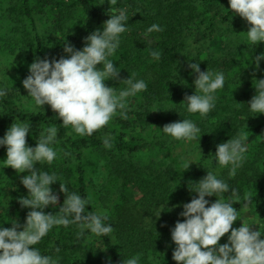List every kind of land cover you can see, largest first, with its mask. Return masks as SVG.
Listing matches in <instances>:
<instances>
[{
    "label": "trees",
    "instance_id": "1",
    "mask_svg": "<svg viewBox=\"0 0 264 264\" xmlns=\"http://www.w3.org/2000/svg\"><path fill=\"white\" fill-rule=\"evenodd\" d=\"M112 8L117 14L126 10L129 20L117 50L108 57L120 70L119 78L108 79L105 85L118 94L128 88L122 81L132 77L144 80L147 89L125 98L126 119L117 109L108 125L91 136H80L62 124L50 105L37 106L22 82L37 58H68L65 42L82 50L87 36L103 31ZM6 11L9 20L0 21V90L6 91L0 96V139L12 123L30 122L27 144L35 147L41 133L47 135L46 130L55 126L58 132L51 146L57 156L51 164L35 167L56 175L57 182L50 185L53 192L60 190V183L66 184L88 200L86 212L106 214L103 223L113 228L107 236L86 229L78 237L77 224L53 226L34 246L42 255L57 264H123L137 255L138 264H177L171 230L184 220L178 207L198 197L189 184L198 183L207 172L230 185L228 193L206 196L208 206L217 198L231 201L239 218L232 227L255 219L254 231L260 230L264 239V114L251 112L248 105L256 94L255 79H264V60L258 69L252 62L264 54V42L248 41L251 25L245 26L248 22L231 12L229 0H117L115 5L109 0H18ZM153 24L163 31L146 34ZM48 41H53L49 50ZM153 51L161 52L159 59L153 58ZM190 63L225 76L223 88L213 93L215 107L205 116L189 113L183 102L196 91L198 74ZM97 68L102 70L103 65ZM183 119L200 129L197 139H173L167 146L172 137L163 126ZM241 134L247 136V150L230 177L232 165L216 161L217 145ZM183 144L198 150L195 161L175 153L174 148ZM6 159L7 148L0 145V229L12 227L16 220L20 231L32 210L19 203L28 196L21 179L29 173L7 167ZM60 207L58 202L43 211L55 215ZM229 236L230 232L219 244L228 243Z\"/></svg>",
    "mask_w": 264,
    "mask_h": 264
},
{
    "label": "clouds",
    "instance_id": "2",
    "mask_svg": "<svg viewBox=\"0 0 264 264\" xmlns=\"http://www.w3.org/2000/svg\"><path fill=\"white\" fill-rule=\"evenodd\" d=\"M116 3L117 0H109L110 5ZM229 5L232 13L251 25L246 32L248 41L253 45L264 42V0H229ZM111 10L113 14L104 22L103 31L96 30L87 36L82 50H76L65 42L64 52L69 54L68 58H37L29 66L30 75L22 82L37 106L50 105L62 119V124L71 126L80 136H91L108 125L117 109L122 110L120 115L126 119V111H123L126 109L125 98L147 89L144 80L134 81L132 77L122 81L128 88L118 94L116 88L105 85L106 80L119 78L120 70L108 57L117 50L120 34L127 31L125 25L129 20L126 10L120 9L118 14L115 8ZM160 31L163 28L153 24L146 34ZM151 55L159 59L161 52L153 51ZM261 60H264V54L252 61L257 69ZM101 64L103 69L99 70L97 65ZM189 67L198 74L194 81L196 91L193 95H186L183 102L187 104L189 113L205 116L215 107L213 93L223 88L225 76L222 72L201 71L199 63H190ZM255 81L256 94L248 105L251 112L264 114V79ZM4 95L6 91L0 90V96ZM29 130L30 122L12 123L0 139V145L7 148L6 166L17 173H29L21 179L28 196L19 198V203L32 209L27 214L23 230L18 231L21 225L16 220L11 222L12 227L0 229V264H57L51 256L42 255L34 247L53 226L77 224L80 228L78 237L83 236L86 229L96 236H107L113 232L111 225L103 223L108 219L107 215L86 212L88 200L70 191L64 183H60V192L66 198L58 213L46 214L43 211L58 204L59 197L50 187L57 182V177L37 169L35 165L51 164L55 160L57 152L51 145L56 140L58 129L51 126L46 130L47 135L41 133L35 147L27 144ZM162 131L176 140L188 141L197 139L200 133L196 124L188 119L166 124ZM246 139V134H241L217 145L216 161L220 166L232 165L230 177L235 176L236 169L242 164L247 150ZM104 145L111 147L108 139L104 140ZM189 190L198 193V197L183 204L180 215L184 220H178L171 230V238L176 245L172 258L177 264H264V239H261L260 230L253 231L252 226L246 223L233 228V223L239 218L231 201L217 198L208 206L209 201L205 197L228 193V183L207 172L198 183L190 182ZM231 192L235 195V189L231 188ZM229 232V242L220 245L221 238ZM138 260L139 255L123 261V264H138Z\"/></svg>",
    "mask_w": 264,
    "mask_h": 264
},
{
    "label": "rangeland",
    "instance_id": "3",
    "mask_svg": "<svg viewBox=\"0 0 264 264\" xmlns=\"http://www.w3.org/2000/svg\"><path fill=\"white\" fill-rule=\"evenodd\" d=\"M18 0H0V21H2L1 19H6L7 21L9 20V17L7 16L8 15V12L6 11L7 10V8L10 6V5H12V4H15V2H17ZM5 20V21H6ZM246 21V20H245ZM247 22V21H246ZM245 24V26H248L249 24L248 23H244ZM49 43H48V50L49 49H51V47H52V43H53V41H48ZM257 44H259V42L257 43ZM256 44V45H257ZM249 123V122H248ZM174 138H171V139H169L168 140V144H167V146H172V140H173ZM166 140H167V138H166ZM171 144V145H170ZM183 146V148H184V151H182V147H179V148H174V151H175V153H180L181 155H186V157H188V159H190V160H192V161H195L196 160V158L198 157V150L197 149H195V147H192V146H190V144H183L182 145ZM182 152V153H181ZM171 154H174L173 153V151H172V153ZM195 159V160H194ZM60 189V188H59ZM54 192H55V194H57L58 195V197H59V200H58V202H59V204L61 205V206H63V202H64V200H65V198H66V196H65V194L64 193H61L60 192V190H58V189H55L54 190ZM140 207H141V205H139ZM179 208V211H178V215L180 216V217H182L181 215H180V213L183 211V205H181L180 207H178ZM246 222V220L245 221H242V223H245ZM246 224H248L249 226H252V230L254 231L255 229H257V226H258V224H257V222L255 221V219H252L251 220V222H249V221H247L246 222ZM241 226V224H238L236 227H234V228H239Z\"/></svg>",
    "mask_w": 264,
    "mask_h": 264
}]
</instances>
